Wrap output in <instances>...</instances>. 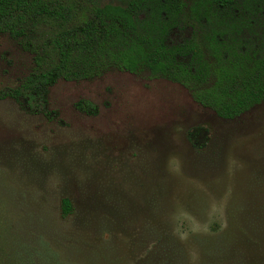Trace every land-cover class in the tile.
I'll use <instances>...</instances> for the list:
<instances>
[{
	"label": "rangeland",
	"instance_id": "1",
	"mask_svg": "<svg viewBox=\"0 0 264 264\" xmlns=\"http://www.w3.org/2000/svg\"><path fill=\"white\" fill-rule=\"evenodd\" d=\"M31 66L0 34V89ZM46 108L0 100V264H264V100L222 119L147 69H112L59 79Z\"/></svg>",
	"mask_w": 264,
	"mask_h": 264
},
{
	"label": "trees",
	"instance_id": "2",
	"mask_svg": "<svg viewBox=\"0 0 264 264\" xmlns=\"http://www.w3.org/2000/svg\"><path fill=\"white\" fill-rule=\"evenodd\" d=\"M0 34L32 55L19 83L0 89V100L28 113L48 115L47 93L59 79H92L112 69H147L151 79L181 85L222 119L264 100V0H0ZM76 108L96 113L88 100ZM202 132H187L197 149ZM71 212L63 198L61 216ZM155 252L143 264L167 259Z\"/></svg>",
	"mask_w": 264,
	"mask_h": 264
}]
</instances>
